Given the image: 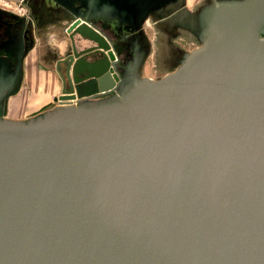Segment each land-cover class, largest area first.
Segmentation results:
<instances>
[{"label": "water", "instance_id": "water-1", "mask_svg": "<svg viewBox=\"0 0 264 264\" xmlns=\"http://www.w3.org/2000/svg\"><path fill=\"white\" fill-rule=\"evenodd\" d=\"M53 1L137 27L169 2ZM199 36L109 96L113 42L73 26L59 103L0 115V264H264V0H212Z\"/></svg>", "mask_w": 264, "mask_h": 264}, {"label": "flooded vegetation", "instance_id": "flooded-vegetation-1", "mask_svg": "<svg viewBox=\"0 0 264 264\" xmlns=\"http://www.w3.org/2000/svg\"><path fill=\"white\" fill-rule=\"evenodd\" d=\"M17 4L20 6L19 12L0 8V90L6 88V96L0 101V115L8 117H10L9 100L21 90L26 75V61L36 49L35 47L39 46L40 48V51L36 52L38 57L37 69L41 70V66L43 67L45 64L50 67L52 73H57L60 79V73L65 76L66 65L62 61L72 53L68 28L74 15H76L69 8L57 5L53 0H21ZM211 4L212 0H200L192 6H190L188 0H169L161 8V11L145 17L139 27L136 23H131L130 20H126L128 22L122 26L117 25L118 22L112 24L108 20L115 18L114 15H109V19L106 21H102L100 18L96 20L95 22L105 27L104 33L107 39L111 40L112 36L117 43H121L119 52L120 55L124 56V62H126V77L122 80L119 72L121 61L114 48L118 57L117 63L115 59L111 63V74L112 76H118L119 82L117 90L109 96L121 95V90L140 76L160 78L172 71L180 63L184 53L195 48L200 38L199 35L202 33L203 12ZM72 6H75V4L73 3ZM58 8H63L61 14L65 18L62 20L59 17ZM87 18L90 19V17ZM134 36L140 38L136 40V44L133 43ZM52 37H56L57 42L60 38H63L64 41L68 42V45H71V50L68 53L65 50L61 54L58 51L59 49L52 47ZM39 40L44 42L42 45L36 46L35 43ZM47 41L48 44H46ZM90 46L91 43L86 42L80 48ZM133 50L139 54V58L136 61L137 63L132 65L126 55H130ZM136 52L133 53L135 56H132V61L136 57ZM147 65L149 67L153 66L156 74L148 75L146 73ZM115 67L117 75L113 72ZM134 68L139 69L140 73L132 76ZM12 83H14V88L11 89L9 87ZM62 90L63 86L57 104L59 103V97L62 95ZM101 98L105 97L98 99ZM46 110L48 109L42 112Z\"/></svg>", "mask_w": 264, "mask_h": 264}, {"label": "rangeland", "instance_id": "rangeland-1", "mask_svg": "<svg viewBox=\"0 0 264 264\" xmlns=\"http://www.w3.org/2000/svg\"><path fill=\"white\" fill-rule=\"evenodd\" d=\"M197 1H200V0H188L190 6L194 5ZM18 2H20V0L19 1H16V0H0V8L7 9V10H14V11L19 12L20 6L17 4ZM61 10H63V8ZM90 21L93 22L95 27H97L98 29H101L103 32L105 31V27L103 25L93 21L92 19ZM110 39H111L110 41L113 42L114 48L120 57L121 62H120V66H119V72L121 73L122 80H124L126 77V73H125V63L126 62H124V56L120 55V52H119V48L121 46V43H117V41H115L112 36ZM137 39L139 40L140 38L137 36L133 37V43L134 44H136ZM43 42H44L43 40L42 41L39 40V41H36L35 44H36V46L42 45ZM46 44H48V41ZM51 45H52V47H56L57 50L59 49L58 51L61 54H63L65 50H67V53L71 50V45H68L67 41L57 42L56 37H52ZM35 48L36 49L27 58L26 75H25L24 81L22 83L21 90L15 96H12L9 100V109H10L9 114L12 116H17V117H19V116H22V117L23 116H32V115H35L39 112H42L45 109H49L52 106H54L55 104H57L58 96L61 94V89H58L57 91H53L52 84H48L49 88H47L46 90L41 89L42 86H41L40 82L37 84L34 67H36L37 58H38L36 56V54H37L36 52L37 51L39 52L40 48H39V46H37ZM135 52L136 51L133 50V52L130 55H126V57H129L130 61L132 62V65L134 63L136 64L137 63L136 61H138V58H139V54L136 52V57L134 58L133 61L131 60L132 56H135V55H133V53H135ZM39 64H40V62H39ZM44 65L42 67L40 64L41 70L38 69V71H40L39 73L41 74V76L46 77L47 82L51 83V81L53 80V73L51 72L49 66H47V65L44 66ZM139 73H140L139 69L134 68L131 75L134 76V75H138ZM146 73L148 75L156 74L154 67L153 66L149 67L148 65H147ZM152 77H155V76H152Z\"/></svg>", "mask_w": 264, "mask_h": 264}, {"label": "crops", "instance_id": "crops-1", "mask_svg": "<svg viewBox=\"0 0 264 264\" xmlns=\"http://www.w3.org/2000/svg\"><path fill=\"white\" fill-rule=\"evenodd\" d=\"M58 12H59V17H60V19L62 20V19H64L65 18V16H63V14H61L62 13V10L61 9H58ZM79 16L78 15H74V17H73V19L72 20H74L75 18H78ZM32 18V17H31ZM46 25V24H45ZM60 37V36H59ZM58 40V39H57ZM64 41V39L63 38H60L59 39V42H63ZM34 70H35V75H36V82H37V84L40 82L41 83V89H43V90H46L47 88H49V85L48 84H52V89H53V91H57L58 89H61L62 88V81H61V79H60V77L57 75V73H55V72H53V80L51 81V83L50 82H47V80H46V77L45 76H41V74L39 73V71H38V69H37V66L34 68ZM63 70H64V67H63ZM64 72V71H63ZM44 78V79H43ZM50 90V89H49ZM20 94V93H19ZM18 94V95H19ZM20 99V98H19ZM22 100V99H21ZM24 102V101H23ZM10 113V112H9ZM9 116L11 117V118H17V119H26V118H29L30 116H19V117H17V116H12V115H10L9 114Z\"/></svg>", "mask_w": 264, "mask_h": 264}, {"label": "bare ground", "instance_id": "bare-ground-1", "mask_svg": "<svg viewBox=\"0 0 264 264\" xmlns=\"http://www.w3.org/2000/svg\"><path fill=\"white\" fill-rule=\"evenodd\" d=\"M83 22H86V23H88L89 25H91V26H95L94 24H93V22H91L90 21V19H88L87 17H83V16H79L78 18H75L70 24H69V28H68V33L70 34L71 33V31H72V28H73V26L74 25H76V24H78V23H83ZM97 28V27H96ZM98 29V28H97ZM74 43H75V45H76V47L77 48H79L78 49V51H81L83 48H80L81 46H82V44H84V43H86V42H89V43H91V46L93 45V43L92 42H90V41H88V40H86V39H80L79 40V36H75L74 37ZM110 51L114 54V59H115V61H116V63H117V57L118 56H116V52L114 51V46L112 45V47H111V49H110ZM94 58V57H93ZM116 67L113 69V72H114V74H116ZM117 75V74H116ZM118 77V76H117ZM118 82H119V77H118V80H116V86H115V90L113 91V92H115L116 90H117V88H118ZM102 97V96H101Z\"/></svg>", "mask_w": 264, "mask_h": 264}]
</instances>
